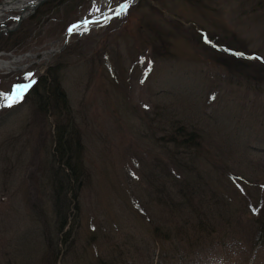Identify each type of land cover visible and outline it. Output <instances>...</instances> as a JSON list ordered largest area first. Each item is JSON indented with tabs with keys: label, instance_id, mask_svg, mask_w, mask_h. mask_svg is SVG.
Wrapping results in <instances>:
<instances>
[{
	"label": "rangeland",
	"instance_id": "374dc122",
	"mask_svg": "<svg viewBox=\"0 0 264 264\" xmlns=\"http://www.w3.org/2000/svg\"><path fill=\"white\" fill-rule=\"evenodd\" d=\"M124 1L45 0L11 31L17 37L0 40L1 61L20 55L0 66V93L57 76L87 170L79 223L72 229L73 215L55 263L53 125L24 96L10 106L0 96V264H150L158 245L148 231L171 225L169 198L182 187L196 193L202 223L256 213L248 202L264 196V0H136L115 15ZM14 11L0 23L13 24ZM85 19L66 43V27ZM178 127L194 131L202 154L180 147L175 162L162 137ZM187 161L197 184L186 186ZM213 242L216 255L193 264H264V248L250 241Z\"/></svg>",
	"mask_w": 264,
	"mask_h": 264
},
{
	"label": "trees",
	"instance_id": "16d2710c",
	"mask_svg": "<svg viewBox=\"0 0 264 264\" xmlns=\"http://www.w3.org/2000/svg\"><path fill=\"white\" fill-rule=\"evenodd\" d=\"M18 31L6 33L0 40L2 38L9 40L12 37H17L16 33H19ZM207 45L213 47L215 44L207 43ZM48 76L47 74L45 77H39L25 93L24 98L28 99L30 106L37 114L50 119L54 130V136L52 135L53 150L49 160L50 166L52 164L54 168L51 166L46 171V182L50 186L52 199L54 198V203L52 202V204L56 229L60 235L62 234L56 243L57 247L60 248V250L57 248L58 253L53 255L52 250H50V258L52 257L51 260L56 263L60 256L59 251H61V247L71 237L68 233L77 227L79 223L78 198L86 182L87 170L84 165L82 134L77 127L67 95L62 89L57 76H54L56 78L55 81L50 77L48 78ZM184 132V129L178 127V129H174L171 136L162 137L167 143L175 145L176 149L172 151L175 162L180 161L174 156L179 151L177 148L180 147L181 152L184 154L203 153L202 148L198 146V142H194V131H186L187 134L183 135ZM192 164L193 161H187V163H184L185 166L182 165L183 169H187L186 172L188 173V176L184 180L186 186L194 183L197 184L193 179L194 176L191 174L192 169L189 168ZM201 191L202 188L200 187ZM192 192V189L188 191L182 187L179 193H177V197L173 194L172 198H169L168 205L169 213L174 215L172 216L171 225L167 227L163 223L154 222L152 228L148 231L152 240L158 245L157 249L156 247L154 248V250L156 249L154 254L149 256L151 260L150 264H193L194 260L200 257H212L216 255V244L213 242V239L217 235H219L220 239L227 235H233L236 238V243L239 240L250 241L255 248H264L263 194L254 198V206L248 202V206L253 207L256 212L248 219L240 216L241 214H223L221 219L217 220V217L214 215L211 216L214 219H211L210 224V222L202 223L203 221L196 214L198 211L196 209L197 202L194 201L195 207L190 203ZM193 193L196 194L195 192ZM203 196V198L206 197V195ZM73 215V219L76 220L75 223L72 221V229H70V221ZM223 220L227 223L225 228L221 226ZM47 240H49L48 237ZM50 242H52L51 239L47 243L50 244ZM163 243L171 245L172 248L169 249V253L168 249L162 246ZM221 244L223 245L225 242H221ZM133 245L137 244L133 243ZM229 246H232L231 242H229ZM136 247L138 248V245ZM147 251L149 252V248ZM144 260L145 257L142 256L140 261L144 263ZM96 264H119V261L112 258L96 262Z\"/></svg>",
	"mask_w": 264,
	"mask_h": 264
},
{
	"label": "snow or ice",
	"instance_id": "6c2138e0",
	"mask_svg": "<svg viewBox=\"0 0 264 264\" xmlns=\"http://www.w3.org/2000/svg\"><path fill=\"white\" fill-rule=\"evenodd\" d=\"M128 7L129 5L127 3L122 4L119 9L115 10V15L118 16V15L123 14L124 12L127 11ZM88 23L89 21L85 19L84 21L71 25L68 31L73 32L74 30H78L82 24L87 25ZM84 30L87 31L88 30L87 27H85ZM31 75H32L31 73L28 74L29 77H31ZM34 83L35 81L32 80L30 83L17 84L14 86V88L12 89L10 93H7V94L0 93V96H3L6 102L8 103V105L10 106L11 104L17 103L20 99H22L24 96V93L29 88H31Z\"/></svg>",
	"mask_w": 264,
	"mask_h": 264
},
{
	"label": "water",
	"instance_id": "95a60500",
	"mask_svg": "<svg viewBox=\"0 0 264 264\" xmlns=\"http://www.w3.org/2000/svg\"><path fill=\"white\" fill-rule=\"evenodd\" d=\"M5 1H7V0H2V1H0V4L4 3ZM10 1H15V0H10ZM24 1H26V0H24ZM43 1H45V0H33V1H27V2L23 3L22 6H21L19 9H15V10H19V11H20V13L16 15L15 22H14L13 24H11V25H8V24H6V23L1 24L0 35H1L5 30H6V31H11V30H15V29H17V28L19 27V25H20L22 19H23L25 16L30 15V14L33 12V10H34V9H35L40 3H42ZM134 1H135V0H126V1L122 2V3L120 4V6H121L122 4H125V3H127V4L129 5V4L133 3ZM119 8H120V7H119ZM108 16H112V14H111V15H108ZM77 23H78V22H73L71 25H73V24H77ZM71 25H70V26H71ZM70 26H69V27H70ZM69 27H68V29H69ZM68 29H67L66 32L64 33V36H65L66 39H67L68 34H69ZM66 41H67V40H66ZM66 41H65V42H66Z\"/></svg>",
	"mask_w": 264,
	"mask_h": 264
},
{
	"label": "bare ground",
	"instance_id": "6f19581e",
	"mask_svg": "<svg viewBox=\"0 0 264 264\" xmlns=\"http://www.w3.org/2000/svg\"><path fill=\"white\" fill-rule=\"evenodd\" d=\"M26 1L24 0H15V1H10L7 0L4 3L0 4V21L4 19L3 15H5L4 13L6 12H10L13 9H19L23 3H25ZM15 12V11H14ZM104 14V13H103ZM115 14V13H114ZM7 16V15H6ZM23 22V21H22ZM22 57V55H21ZM20 58L19 56H13V59L10 61H1L0 60V66L2 67H6L8 64L10 63H15L16 61H18ZM65 166V165H64ZM61 180V179H60ZM53 182V181H52ZM57 182V181H56Z\"/></svg>",
	"mask_w": 264,
	"mask_h": 264
}]
</instances>
